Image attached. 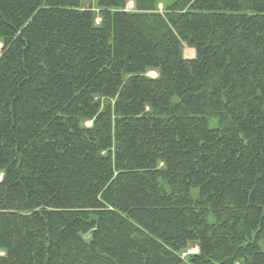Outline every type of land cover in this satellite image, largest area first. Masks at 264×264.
I'll use <instances>...</instances> for the list:
<instances>
[{
    "label": "trees",
    "instance_id": "1",
    "mask_svg": "<svg viewBox=\"0 0 264 264\" xmlns=\"http://www.w3.org/2000/svg\"><path fill=\"white\" fill-rule=\"evenodd\" d=\"M84 1L0 0V264H264V0Z\"/></svg>",
    "mask_w": 264,
    "mask_h": 264
},
{
    "label": "rangeland",
    "instance_id": "2",
    "mask_svg": "<svg viewBox=\"0 0 264 264\" xmlns=\"http://www.w3.org/2000/svg\"><path fill=\"white\" fill-rule=\"evenodd\" d=\"M170 3H172V0L159 1L157 3V6H156V12L162 13L163 10H165L166 5L167 4H170ZM133 4H134L133 1L132 2H128L127 5H126L127 6L126 7L127 10L133 11L134 10V5ZM83 7L85 9H90L91 11H93V13L95 14V24L97 26L100 25V23H101L100 9L95 4L94 0H85L83 2ZM184 56H185L186 59H193L194 58V52H193V50H190V49H188V48L185 47L184 48ZM147 76L150 77V78H156L158 75H157L156 71H149L147 73ZM87 124H88V122H85V125H87ZM197 252H198V248H196L194 246L192 249L189 250L188 253L195 254ZM3 256H5V252L0 249V257H3ZM186 256H183V257H186Z\"/></svg>",
    "mask_w": 264,
    "mask_h": 264
},
{
    "label": "water",
    "instance_id": "3",
    "mask_svg": "<svg viewBox=\"0 0 264 264\" xmlns=\"http://www.w3.org/2000/svg\"><path fill=\"white\" fill-rule=\"evenodd\" d=\"M186 59V58H185Z\"/></svg>",
    "mask_w": 264,
    "mask_h": 264
}]
</instances>
